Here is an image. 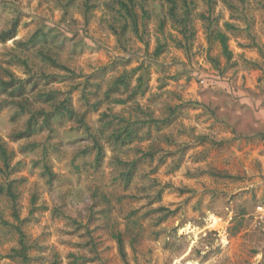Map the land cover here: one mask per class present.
Returning a JSON list of instances; mask_svg holds the SVG:
<instances>
[{
    "label": "clouds",
    "instance_id": "1",
    "mask_svg": "<svg viewBox=\"0 0 264 264\" xmlns=\"http://www.w3.org/2000/svg\"><path fill=\"white\" fill-rule=\"evenodd\" d=\"M194 2L191 19L184 23L180 0L174 15L168 0H136L134 25L115 0H0V80L15 81L9 91L25 90L20 96L0 93V105L7 102L0 109V146L7 150V160L0 157V188L7 190L10 182L25 178L16 201H0L9 222L0 230V264H24L25 250L29 264H35L31 257L37 254L46 258L44 264H52L56 250L41 239L48 228L33 229L28 223L37 217L47 220L54 212L59 221L54 227L74 233L69 239L78 237L86 245L85 257L96 255L93 242L100 252L111 244L108 255H116L118 237L128 255L117 256V264H264V120L249 115L247 127H241L236 123L239 113L221 107L213 115L209 109L214 105L205 99L195 105L201 121L195 128L193 116L185 113L186 120L156 130L169 116L170 95L180 91L169 77L179 73L183 85L190 70L193 78L199 75L197 61L218 55V41L212 47L205 43L209 31L219 27L227 34L226 22L235 26L238 38L264 30V0H215L211 6L209 0ZM86 3L96 8L86 9ZM216 20L218 24H210ZM149 41L151 47H145ZM158 45L162 55L155 54ZM226 63L231 62L218 65L221 71ZM101 68L109 69L103 79L94 75ZM234 71L230 68L223 77L233 88L228 78ZM125 75L130 86L116 85ZM53 76L63 82L52 83ZM208 84L216 87L209 80L202 93ZM113 86L119 87L118 95L106 99ZM49 93L56 98L45 103ZM72 94L76 116L71 122L54 119L31 139L20 138L34 117L39 128L44 115L55 113ZM179 103L183 100H173L171 106ZM204 121L212 125L210 130L205 131ZM129 125L136 130L134 143H127ZM116 134L126 146L114 143ZM200 135L207 139L196 147ZM80 137L83 143L69 146ZM220 140L231 141V150L217 149ZM32 142L36 149L22 154L20 149ZM186 144L192 146L188 158L199 157L200 162L176 171ZM242 144L260 145V154L249 155L247 148L243 155L237 153L235 147ZM81 149L87 153L77 155ZM98 149L106 153L99 160ZM149 152L151 160L144 156ZM161 157L166 159L163 167ZM34 245H47V251L39 253ZM58 259L59 264H73L72 257Z\"/></svg>",
    "mask_w": 264,
    "mask_h": 264
},
{
    "label": "rangeland",
    "instance_id": "2",
    "mask_svg": "<svg viewBox=\"0 0 264 264\" xmlns=\"http://www.w3.org/2000/svg\"><path fill=\"white\" fill-rule=\"evenodd\" d=\"M73 1L71 0V3ZM96 8V7H95ZM93 8V9H95ZM217 23L219 21L217 20ZM166 27V25H164ZM163 27V28H164ZM162 28V29H163ZM236 31V29L228 30V48L231 51V55L229 58H226V56L223 55L221 46L218 55L213 59H206L204 62L197 61V63L200 64V73L195 78L190 74L186 76V78H183V85H181V75L178 73L175 76L169 77V79L172 81L174 85L178 89H180L179 93H173L169 97V107L167 108V111L169 113V116L167 117V120H169V123L167 125H163L164 128L170 127L172 124H174L178 119L186 120L188 115L193 116V125L191 127L195 128L196 125L200 124L201 121L198 119L200 116V112L197 110L196 106L197 104L203 103L205 99H207L208 103L213 104L214 107L209 109V112L213 115H215L216 111L224 107L227 109V111L236 114L239 113V118L237 119L236 123L237 125L241 127H247V118L249 115L254 117L256 120H264V69H262V64H264V51H262V44H264V30H257V33L255 36H251L250 38H244L240 37L238 38L233 33ZM198 33L196 32L195 28H193L192 35L196 36ZM217 42L214 38H208V36L205 37V43H208L210 47L214 45V43ZM145 47H151V42L149 41L148 44L145 45ZM179 50V49H177ZM155 54L162 55L163 49L161 52H156ZM233 57H237L238 59H233ZM240 60L243 62L240 63ZM231 62L230 65L226 63L225 70L221 71L218 67V65L221 62ZM127 63V62H126ZM117 68L116 62H113L111 66V70L115 71ZM230 68H236L237 71L232 72V75L228 78L229 80L233 81L235 84V87L233 88L231 84H228L227 81L223 79L224 76L227 75L228 70ZM109 69L108 68H101L95 76H97L100 79H103ZM211 73L212 75H209ZM211 80L216 87H213L212 84H208L207 87L203 88V93L201 91V87L203 83H208V81ZM63 81H54L52 83H62ZM131 83V80H130ZM152 83V73L149 72L148 79L146 81V87L150 88ZM97 90L101 87V85H97ZM70 93H73V89H69ZM0 93H4L0 90ZM147 92L144 91L142 95H146ZM83 94L81 95L80 99H83ZM185 96L187 99H185ZM71 101L73 106L76 109V100L74 97V94L70 95ZM196 97H199V99H196ZM173 100H183V103L176 104L175 106H171V103ZM230 100V103H229ZM4 106L0 105V109H2ZM170 107H173L175 109V112L169 110ZM60 121L64 123L71 122L70 119H59ZM205 124V131L210 130L212 128V125L208 124L207 121H204ZM163 131V128H161L158 132ZM39 134V133H38ZM35 134V135H38ZM32 137V136H31ZM30 138H21V139H31ZM84 137L78 138L75 142H70L69 146H72L73 143H83ZM207 139L205 135H200L197 137L196 147H199L201 144L204 143V141ZM135 141L131 142L134 143ZM38 146V145H37ZM36 146V147H37ZM126 146V145H121ZM36 147L33 150L27 149V148H21L20 151L22 154H30L33 152ZM215 147L217 149H224V150H231L233 147L231 141L226 140H220L215 144ZM260 145H251V144H242L240 146L235 147V151L241 155H243V149L247 148L248 154L252 155L255 153L256 155H259L260 153L257 151L258 148H260ZM82 150V149H81ZM81 150L78 151L77 155H85V153H82ZM264 150V149H261ZM47 150H45L46 152ZM192 151V146L185 145L183 149H181V159L177 162L175 165L176 171H179L181 167H184L186 164H193L200 162V158L197 157L195 159H189L188 158V152ZM103 155H106L104 153ZM172 153H167V156H171ZM205 156L207 154H204ZM154 158V156H152ZM152 158V159H153ZM151 160V159H149ZM136 161V165H137ZM164 163H166L165 157H161L159 164L160 167H163ZM36 166V162L33 163V167ZM20 166H18L19 168ZM22 170V168H20ZM158 171V170H154ZM167 175V173H165ZM185 178H188L187 174H185ZM25 182V178H21L20 181H13L15 185V190L18 196L21 195L19 192V187L21 184ZM35 195L32 196L31 201L34 203L36 200L33 199ZM158 199H163V195L158 193L157 194ZM3 199L9 200L7 197L0 195V201ZM17 200V199H16ZM10 201V200H9ZM46 211V207H45ZM0 213L4 219V212L3 210H0ZM12 215V213H11ZM58 213H53V216L48 217L47 220H45L43 217H37L35 222H29L28 226L35 229V228H48L47 232L42 231L41 232V239L47 240L49 242V245L52 248H55V254H57L58 258L63 255L65 259L68 258L69 252H78V251H86V247L81 246L79 243V238L75 239H69L70 236H73L74 233L65 232L57 230L54 226L59 222L56 217ZM13 217V215H12ZM27 219V218H26ZM92 218L90 217L91 222ZM215 224V221L213 220V225ZM106 225L101 226V230H106ZM5 228H8V226H0V230H3ZM195 231V229H193ZM94 243V242H93ZM95 249H96V259L88 261L89 264H117L116 257L119 256L121 259H123L122 255L120 254L118 243L115 248L116 255H108L109 250L112 248L111 244H106L103 248V251H98V246L96 243ZM39 253H43L47 251V245L46 246H40V245H34L33 246ZM78 250V251H77ZM126 252V256L128 255V249L124 248ZM125 256V257H126ZM45 257L43 255L37 254L35 256L31 257V261L35 262V264H44ZM59 264V262H58Z\"/></svg>",
    "mask_w": 264,
    "mask_h": 264
},
{
    "label": "trees",
    "instance_id": "3",
    "mask_svg": "<svg viewBox=\"0 0 264 264\" xmlns=\"http://www.w3.org/2000/svg\"><path fill=\"white\" fill-rule=\"evenodd\" d=\"M73 1V0H72ZM116 3L119 4L120 9L122 11V13L124 15H127L130 19H132L133 24L135 25V6H136V0H127V2H125V0H115ZM168 2L171 4V7L169 8V14L170 15H174L176 8H177V0H168ZM69 3H71V0H69ZM215 3V0H209V6H211L212 4ZM180 5H182L183 9H184V23H187L190 21L191 19V14L193 9L195 8V2L194 0H180ZM96 5L95 4H85V8L86 9H93L95 8ZM145 17H148V12L145 11L144 12ZM211 23H217L216 21H210ZM165 23L162 21L160 24V28L162 29L164 27ZM224 28L228 29V30H232L235 28V26L231 23H225L224 24ZM208 38H214L215 40H217L221 46V50L224 56H226V58H229L231 55V51L228 48V35L222 31L219 27L211 30L208 32L207 34ZM162 51V47L161 46H157L156 47V52H161ZM46 60H49L50 63H52L53 65H55V61H52L50 57L44 56L43 57ZM133 71H135V69H133ZM11 74V73H8ZM51 82L54 81H61L58 78H56L55 76L50 78ZM15 83V81H8V82H4L2 80H0V90L3 91L4 93H7L10 96H20L24 94V88L23 86H21L20 88L14 89L12 91H9V89L12 87V84ZM116 85L120 86V87H129L130 86V77L125 75L120 77L117 81H116ZM138 86H145V82L144 81H138ZM36 85H33V88H35ZM119 93V87L117 86H113L111 87L108 92L105 93V97L110 98L111 95H118ZM143 93V92H142ZM55 93H49L47 96H45L43 98L45 103L48 102H52L55 100ZM83 99H85V97L83 96ZM117 104L122 103V101L117 100L116 101ZM7 104V102H6ZM4 106V105H2ZM169 110L174 111L175 109L173 107H170ZM171 111V114L172 113ZM39 115H44L43 113H40ZM76 116V109L72 104L71 101V97L69 95V97L67 98L66 101L62 102L61 104H59L56 108L55 113H48L46 115H44V123L43 125H40L39 128H35V117L33 118L32 121L29 122V130L27 133L22 134L20 138H30L31 136L38 134L40 132H42L45 128L50 127L51 123L53 122L54 119H62L67 117V119L72 120L73 118H75ZM111 122H109L110 124ZM169 123V120H167V118H165L164 120H161L159 122V124L157 125V131H159L162 127H160V125H167ZM126 137H127V143H131L133 141H135V136H136V130L129 125L126 129ZM114 143L121 146V145H125V140H121L120 135L116 134L114 136ZM38 144L36 142H32L29 143L27 145L24 146V148L33 150ZM87 151V149H82L81 152L85 153ZM98 160H99V156L101 154H104L102 152V149H98ZM145 158L147 159H152L153 154L152 153H145L144 154ZM0 157L4 158L5 160H7V150L6 148H4L3 146H0ZM133 168H136V161H133L132 164ZM47 171V169H46ZM0 195H3L5 197H7L10 201H16L17 199V194H16V190L14 189V183L10 182L9 186L7 188V190H4L2 188H0ZM33 199H35V197H33ZM13 218L17 217V213L15 211L12 212ZM0 226H8L9 227V222L7 219H4L0 213ZM17 232H20L19 228L16 229ZM21 237L23 236V233H20ZM117 243H118V248L120 251V254L122 255V257L124 258L126 256V252L124 250L123 247L119 246V238L117 237ZM82 248L86 247V245H81ZM92 251L96 252L95 249V244L92 243ZM27 250H25V253L22 256V259L24 260V264H29V257L27 256ZM83 251H78V252H69L68 253V257H72L73 258V264H80V262L83 261H90V260H94L96 259V255L95 256H91V257H85L83 256ZM57 259H54L52 264H58L59 259L57 254L54 255Z\"/></svg>",
    "mask_w": 264,
    "mask_h": 264
}]
</instances>
